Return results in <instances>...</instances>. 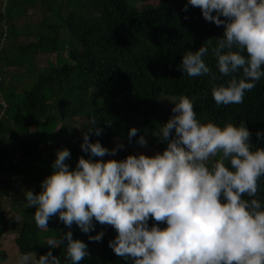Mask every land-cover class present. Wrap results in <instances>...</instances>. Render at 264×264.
<instances>
[{
  "label": "clouds",
  "instance_id": "obj_1",
  "mask_svg": "<svg viewBox=\"0 0 264 264\" xmlns=\"http://www.w3.org/2000/svg\"><path fill=\"white\" fill-rule=\"evenodd\" d=\"M189 5L224 29L195 51L185 50L180 70L192 77H228L211 88L214 101L242 103L264 78V0H187L183 9ZM206 56L215 58L220 76ZM195 105L196 97L179 95L173 114L155 133L166 147L154 155L93 159L125 147L93 141L89 133L103 131L94 119L80 143L87 158L79 156L72 167L70 149L57 150L41 191L25 189L24 195L28 206H35L39 227L49 228L58 214L68 228L48 238L43 254L20 252L16 264H78L90 251L84 240L73 238L71 226L89 233L88 240L101 241L104 229L90 234L97 221L115 228L108 245L130 264H264V147L252 144L244 121L205 122ZM138 132L129 129V142ZM256 136L264 139V130ZM135 142L148 144L143 134ZM61 244L64 259L52 251Z\"/></svg>",
  "mask_w": 264,
  "mask_h": 264
},
{
  "label": "trees",
  "instance_id": "obj_2",
  "mask_svg": "<svg viewBox=\"0 0 264 264\" xmlns=\"http://www.w3.org/2000/svg\"><path fill=\"white\" fill-rule=\"evenodd\" d=\"M187 0H5L0 1V22L6 29L0 32L8 46L22 39L30 41L18 45L16 54L7 51L0 54L6 66L25 65L33 79L21 94L8 92L6 113L19 111V125L14 132L8 126L0 127V158L8 162L4 170L15 178L9 193L15 199L21 171L33 173L32 190L41 191V181L52 172L56 151L67 147L71 151L68 162L75 167L78 157L85 153L80 148L83 133L92 126L94 119L103 129L101 135L89 133L90 138L100 140L109 148L122 142L125 147L111 157L93 159H123L129 153L151 154L152 135L173 114L160 108L159 97H176L186 94L196 97L195 110L202 121L217 123L241 120L252 132L251 142L264 147V139L256 136L264 130V78L255 88L246 92L242 103L217 105L211 94L214 84L228 77L213 80L209 74L192 77L182 72L179 65L185 50L195 51L208 38L223 35V25L203 18L198 6ZM38 13L28 16V9ZM23 16L28 25L17 27L16 17ZM29 18V19H28ZM224 19V17H221ZM36 22V23H34ZM33 30V31H32ZM65 47L66 56L59 52ZM53 56L54 59H48ZM34 58L36 61L34 62ZM38 59H47L38 66ZM213 71L215 58L205 57ZM0 74L4 70L1 68ZM2 89V78L0 79ZM1 108V106H0ZM79 120V121H78ZM6 121L0 117V125ZM61 124L60 128L57 125ZM139 132L128 140L131 127ZM33 131V132H32ZM145 135L148 144L141 146L135 141ZM12 141L9 142V138ZM114 140H118L112 143ZM9 143V145H8ZM166 142L159 140L162 151ZM8 154V156H7ZM264 196V191L261 192ZM25 198V195H24ZM26 199V198H25ZM35 206L24 205L17 236L14 239L18 252L34 250L38 255L50 247L49 237H59L67 230L58 214L48 222L49 228H41L34 218ZM3 212L0 208V240L5 233L2 227ZM154 222L150 220L151 224ZM165 227V222H157ZM73 238L84 240L90 255L78 264H130L114 253L108 240L116 230L106 223L96 222L90 234L104 229L101 241L88 240L85 233L73 223ZM54 255L65 258L66 247L61 244L52 249ZM7 255L0 253V261Z\"/></svg>",
  "mask_w": 264,
  "mask_h": 264
},
{
  "label": "rangeland",
  "instance_id": "obj_3",
  "mask_svg": "<svg viewBox=\"0 0 264 264\" xmlns=\"http://www.w3.org/2000/svg\"><path fill=\"white\" fill-rule=\"evenodd\" d=\"M2 3L4 0H0ZM3 6L0 5V8ZM29 18L32 19L33 13H38L37 9L30 8L27 11ZM28 18V19H29ZM33 20V19H32ZM16 26L19 28L24 25H28L32 28H37L35 24H32L24 19L23 16L16 17L15 21ZM36 23V22H34ZM6 29V23L0 22V32ZM33 31V30H32ZM30 40L28 38L22 39L19 43L8 46L9 40L2 41V50L0 52L1 55H5L7 51H14V55L16 54V48L18 45L27 44ZM16 47V48H15ZM65 47L59 49V52L66 56V52H64ZM48 59L53 60V56H49ZM47 60V59H46ZM45 59H38V66L44 65L46 63ZM36 58H34V62ZM1 65H3L4 61L2 60ZM4 70L3 75L0 74V79L2 78V89H0V117H5L6 121L2 122L0 127L8 126L9 132H14L17 125H19V111L18 112H9L6 113L8 103L5 100V96L8 92L14 91V93L21 94L33 82V79L30 77V73L26 71L25 65L18 66H6L5 64L1 67ZM177 100L176 97H169L165 95H160L159 103L160 108L163 111H169L171 106L174 105V102ZM79 121V120H78ZM61 124L58 123L57 128H60ZM33 132V131H32ZM153 143L152 150L150 155H154L158 149L159 139L155 135H152ZM12 141V137L9 138V142ZM118 140H114L112 143ZM9 145V143H8ZM113 154L109 153L111 157ZM8 156V154H7ZM7 160L4 158H0V208L3 212V222L2 227L5 230L4 235L0 240V253H5L7 255L6 260L2 261V264H16V257L19 254L17 246L15 245L14 239L17 236L18 224L21 220V209L24 205L27 204L26 199L24 198V190L32 189V180L33 173L30 170L21 171L20 180L23 182L21 184H17L16 189V197L13 199L11 194L9 193L10 185L15 182V178L12 179V175L5 172L4 168L7 165ZM14 181V182H13ZM16 185V184H13ZM19 214V219H15V217Z\"/></svg>",
  "mask_w": 264,
  "mask_h": 264
}]
</instances>
